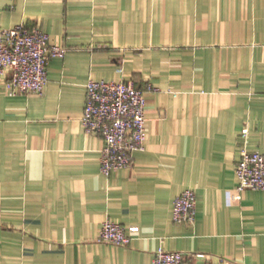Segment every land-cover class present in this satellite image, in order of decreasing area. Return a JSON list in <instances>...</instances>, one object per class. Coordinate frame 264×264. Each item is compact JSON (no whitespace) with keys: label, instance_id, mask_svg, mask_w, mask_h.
<instances>
[{"label":"crops","instance_id":"0c3cea01","mask_svg":"<svg viewBox=\"0 0 264 264\" xmlns=\"http://www.w3.org/2000/svg\"><path fill=\"white\" fill-rule=\"evenodd\" d=\"M18 25L66 53L42 96L0 82V264H152L161 247L264 264V191L238 199L236 173L243 148L264 152V0H0V28ZM91 78L147 99L145 147L110 177L82 126ZM186 189L193 225L173 221ZM106 221L139 231L99 242Z\"/></svg>","mask_w":264,"mask_h":264},{"label":"built area","instance_id":"2783aa9c","mask_svg":"<svg viewBox=\"0 0 264 264\" xmlns=\"http://www.w3.org/2000/svg\"><path fill=\"white\" fill-rule=\"evenodd\" d=\"M66 49L50 43V35L38 28L18 25L0 28V82L12 96L45 93L49 82L48 67L52 58L63 57ZM122 71V68H119ZM147 99L145 91L133 79L96 80L87 83V95L82 126L87 134L98 135L104 142L101 151V172L106 177L121 169H130L134 154L143 150L147 140ZM249 129L242 132L244 139ZM241 193L246 190L264 191V152L243 148L236 169ZM197 216V193L186 189L174 202L173 221L193 225ZM139 227L126 228L106 221L98 241L128 246ZM190 254L159 248L152 264H191ZM213 264V263H212ZM219 264H243L221 260Z\"/></svg>","mask_w":264,"mask_h":264}]
</instances>
